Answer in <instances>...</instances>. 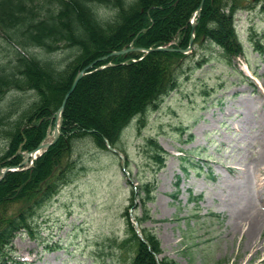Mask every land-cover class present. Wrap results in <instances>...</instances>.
Instances as JSON below:
<instances>
[{
	"label": "trees",
	"instance_id": "obj_1",
	"mask_svg": "<svg viewBox=\"0 0 264 264\" xmlns=\"http://www.w3.org/2000/svg\"><path fill=\"white\" fill-rule=\"evenodd\" d=\"M249 1L205 0L193 29L191 19L201 0H0V33L10 48L0 60V101L16 93L0 109V169L19 165L25 152L44 141L77 73L113 50L131 43L186 49L195 35L194 47L218 46L220 59L232 66L246 54L236 15ZM260 1L264 10V0H255ZM250 39L264 55V40L256 34ZM61 49L67 50L65 58L56 56ZM188 58L177 50L130 51L98 62L80 79L67 100L58 141L33 166L9 170L0 180V264H23L11 257L14 239L21 232L33 233L41 209L76 177L75 141L90 136L100 150H107V141L119 146L134 119L141 129L146 113L160 108L178 88ZM146 142L158 171L168 153L156 139ZM155 189V181L148 180L132 190L130 207L139 199L142 226L150 217L147 203L154 200ZM123 216L128 236L120 249L128 253L127 264H179L167 256L158 263L160 239L143 226L149 248L135 232L128 207Z\"/></svg>",
	"mask_w": 264,
	"mask_h": 264
},
{
	"label": "rangeland",
	"instance_id": "obj_2",
	"mask_svg": "<svg viewBox=\"0 0 264 264\" xmlns=\"http://www.w3.org/2000/svg\"><path fill=\"white\" fill-rule=\"evenodd\" d=\"M236 26L246 54L230 66L218 46L189 49L178 88L146 113L142 129L135 119L123 131V158L96 148L90 136L75 141L76 177L41 209L33 233L17 235L12 258L24 264H126L122 213L132 186L155 179L144 226L158 235L165 256L179 264H264L263 251L227 232L247 197L264 195L256 166L264 140V56L250 39L256 34L264 40L263 2L250 0L237 12ZM2 37L0 60L10 54ZM66 55V49L56 53ZM15 95L8 93L0 109ZM150 137L168 152L156 175L146 147ZM182 163L190 166L188 175ZM135 213L143 215L142 208ZM257 236L264 237V225Z\"/></svg>",
	"mask_w": 264,
	"mask_h": 264
},
{
	"label": "bare ground",
	"instance_id": "obj_3",
	"mask_svg": "<svg viewBox=\"0 0 264 264\" xmlns=\"http://www.w3.org/2000/svg\"><path fill=\"white\" fill-rule=\"evenodd\" d=\"M258 167L259 175H263L259 179L258 185L264 189V140L260 145L258 152ZM264 225V195L247 197L246 204L239 207L236 212L235 221L231 227L227 229L228 234L239 235L241 244H248L255 248V252H264V237L257 236V233L263 229ZM252 258V256H251ZM250 260V259H249ZM247 260L243 264H249ZM237 264V263H236Z\"/></svg>",
	"mask_w": 264,
	"mask_h": 264
},
{
	"label": "water",
	"instance_id": "obj_4",
	"mask_svg": "<svg viewBox=\"0 0 264 264\" xmlns=\"http://www.w3.org/2000/svg\"><path fill=\"white\" fill-rule=\"evenodd\" d=\"M204 2H205V0L201 1V4H200V6L198 8L199 12L201 11V9L203 7ZM195 26H196V24L194 23L193 27L195 28ZM131 50H143V49L139 48V47H130V48L122 49V50H119V51H112L110 54L98 58L97 60L93 61L88 66H86L84 69H82L80 72H78V74L76 75V77L74 79V82L72 84L71 89L65 95V97H64V99L62 101V104H61L60 108L57 111V120H60V123L59 124L56 123L54 134L52 135L51 140H47V141L41 143L35 150L26 153L25 157H24V160L21 163V166H26L29 163L30 159L36 158L39 154H41L43 151H45L47 148H49L52 143H54V142H56L58 140V138H59V136L61 134L62 116H63V112H64L65 107H66L67 100H68L70 94L75 90L79 80L87 73L86 71L88 69L92 68L94 65H96V63H98L99 61H103V60L108 59L109 57H112V56H115V55L124 54L126 52L131 51ZM155 50H174V48H168V47L164 46V47H157V48H149V49H147L148 52L155 51ZM180 51H184L185 52V50H181V49H180ZM18 167L16 169H18ZM8 170H10V168L7 167L5 171H8ZM5 171H4V173H5ZM2 178H3V175H2V177L0 176V180Z\"/></svg>",
	"mask_w": 264,
	"mask_h": 264
}]
</instances>
